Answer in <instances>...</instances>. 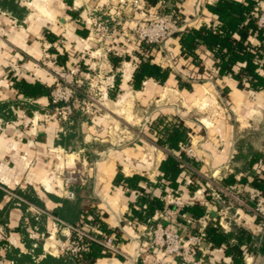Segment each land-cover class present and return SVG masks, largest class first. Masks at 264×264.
Instances as JSON below:
<instances>
[{"label":"crops","instance_id":"obj_1","mask_svg":"<svg viewBox=\"0 0 264 264\" xmlns=\"http://www.w3.org/2000/svg\"><path fill=\"white\" fill-rule=\"evenodd\" d=\"M140 1L144 11L132 8L131 0H0V264H47L48 256L70 264L56 255L55 248L72 233L50 217L63 214L66 224L76 226L86 220L81 219L84 214L89 219L97 213L113 232L108 237H114L116 251L92 264H140L154 255L162 256L152 250L149 227L154 222L167 224L161 216L169 195L195 201L199 197L195 191L207 181L232 176L234 182L247 183L248 162L253 157L264 161V89H239L232 77H219L213 55L204 46L195 50V60L181 54L182 34L218 25L208 10L217 0ZM111 6L121 8L119 31L123 34L107 43L111 51L105 64L104 59L92 57L101 49L91 42L86 20L93 10L106 19L104 14L115 13ZM155 14L171 16L180 28L147 52L151 63L170 69L171 74L162 86L149 79L140 90H134L131 81L138 52L136 46L125 48L123 38ZM247 42L262 45L256 34H250ZM111 58L120 62L113 65ZM90 62L102 65L103 75L112 82L113 88L102 97V107L104 117L117 120L113 127L99 116L90 122L75 114L70 126L47 121L49 96L29 99L14 87L15 82L25 81L51 90L52 70L75 63L84 70ZM177 62L189 74L185 80L189 90L178 87ZM243 66L238 63L234 69ZM259 73L264 77L263 69ZM157 111L163 125L174 124L175 118L185 120V126L192 128L187 146L199 157L198 162L188 159L184 163L177 194L165 186L159 172L167 149L156 143V130L143 127L150 113ZM245 118L247 128L241 124ZM130 119L133 124L127 122ZM70 171L80 174V180L68 188L73 199L64 195L63 173L66 176ZM134 176L140 180L132 187L124 179ZM162 191L163 210L149 215L151 199L160 198ZM205 200L207 197L200 201ZM199 202L174 217L178 226L172 229L184 238L205 230L207 223L203 226L202 218L193 219L187 211L190 207L202 206L210 217L216 216L211 207ZM29 205L43 213L35 214ZM85 226L98 231L94 224ZM246 228L242 231L250 240L243 264H264V234L260 239L255 236L252 223ZM237 231H228L229 244ZM204 246L205 253L195 256L197 264H232L223 248ZM162 258L165 264H188L181 256Z\"/></svg>","mask_w":264,"mask_h":264},{"label":"built area","instance_id":"obj_2","mask_svg":"<svg viewBox=\"0 0 264 264\" xmlns=\"http://www.w3.org/2000/svg\"><path fill=\"white\" fill-rule=\"evenodd\" d=\"M131 6L135 10L144 11L143 5L140 0H131ZM115 10L113 15H106V19L94 14L93 10L88 15L86 20L89 30V37L96 36V44H100L98 52L92 54L97 59H104L107 64V54L111 51L105 42L116 39L118 31L117 26L122 27L121 8L119 6H111ZM253 18L256 20V26L259 31L264 35V4L261 1L257 2L254 11L252 12ZM180 28L176 22L169 15L155 14L152 19L147 20L144 24H136L130 32L129 41L137 42L136 51L138 54L146 55V49L158 46L162 40L169 37L172 33H177ZM120 35L123 33L120 32ZM127 36V35H126ZM104 45V46H103ZM262 63L261 61L259 62ZM104 70L100 64L90 62L86 69H82L79 64L75 63L71 66L59 67L52 70V77L54 83L49 93L48 103L46 107L50 109V114L45 118L50 117L55 119L61 124H70L71 116L76 111H81L84 114H93L92 107L99 94L104 97L108 88H113L112 82H108V77L102 73ZM98 85V86H97ZM101 97V98H102ZM183 154L187 159L199 161L195 150L189 145L182 149ZM178 154V153H177ZM185 167V164L183 163ZM78 172L70 171L63 178L64 181V195L68 199L74 198V193L68 188L80 180ZM254 174L261 179V189L255 188L251 182L240 183L234 182L232 185L222 184L220 182L207 181L195 191V194L203 200L200 201L199 197L196 202L202 205L211 207L216 216L212 218L209 212L202 220L203 226L205 221L212 219L217 222L221 230L228 232L232 228L237 230H245L246 225L249 223L254 224L255 236L259 239L264 234V161L258 160L251 170ZM188 183H192L189 181ZM192 199H182L181 197L168 196L166 200L165 209L163 210L162 218L166 221V225L154 222L149 227L151 231L152 250H157L160 255L164 257L181 256L183 261L188 264H197L195 256L197 253L204 254V227L196 235L182 237L178 232L173 230L172 226H178L174 220L176 213L184 208L195 203ZM29 209L35 214H42L43 211L29 205ZM55 224L63 226L64 228L74 233L75 236L68 235L60 242L55 248L56 255L65 257H78L83 251L87 250L86 245L83 243V236L97 239L107 249V253H114L117 249L115 239L111 237H103L101 233L90 228L84 229L81 225L70 226L55 216H50ZM249 229V228H246ZM250 233V230L248 231ZM101 237L102 239H98ZM52 237L47 238V240ZM153 256V255H152ZM162 256L154 255L148 259L142 260L140 264H165Z\"/></svg>","mask_w":264,"mask_h":264},{"label":"trees","instance_id":"obj_3","mask_svg":"<svg viewBox=\"0 0 264 264\" xmlns=\"http://www.w3.org/2000/svg\"><path fill=\"white\" fill-rule=\"evenodd\" d=\"M258 0H244L238 2L236 0H217L214 5H209L208 10L218 21V25L213 27L211 24L204 25L199 29H191L186 34H182L179 38L181 54L183 56H190L194 60L197 59L195 50L198 46H204L212 53L217 75L219 77L230 76L237 83L239 89L259 91L264 89V77L260 75L259 70L264 71V35L258 30L256 20L252 16L254 5ZM165 10V8H164ZM170 14V13H169ZM250 34H256L261 46H252L247 42V37ZM149 48L146 49L148 52ZM152 57L147 54L146 57L139 54L136 55L137 66L132 73V88L140 90L143 83L149 79L155 81L158 85L162 86L171 74V70L162 68L157 64L151 63ZM113 65L120 62L118 58H111ZM262 62L261 64L259 62ZM238 63H243L244 66L237 71L234 67ZM179 89H190V86L185 82H181V76L177 75ZM189 80V79H188ZM15 89L19 94L24 95L29 99H36L41 96H49L50 90L41 86L38 83L29 84L25 81L15 82ZM74 114V113H73ZM72 117V116H71ZM177 121L174 124L171 122L164 123L160 117L156 116L151 124V129L156 130L157 138L156 143L167 149L165 158L159 166L165 186L177 194L181 189V181L179 178L184 170L183 163L189 162L184 157L182 149L188 145L191 127L185 126V120L175 118ZM72 120V119H71ZM178 153V154H177ZM257 157H253L248 162L250 167V180L255 188L261 189V179L254 174L251 170L254 169ZM127 183L134 187L140 180L138 177H131L124 179ZM234 178L227 177L222 181L224 185H232ZM240 183H243L241 180ZM139 192H142L140 188ZM160 198H152L148 207L149 215H154L157 211L160 212L164 207V194L162 191ZM65 210L68 207L64 208ZM188 213L193 219H203L206 214L205 208L199 205L190 207ZM86 217V218H85ZM59 218L66 222V215H60ZM86 219L80 222V225L86 227L87 224H94L98 229V233H103V237H108L113 234L110 229L98 219V214L94 213L87 219V215L81 218ZM90 222V223H89ZM203 241L213 248H223L225 255L231 259L232 264H243L244 257L247 254V243L250 240V235L242 230H238L234 236V242L229 244L230 234L220 229L217 222L210 219L206 223L204 230ZM72 236H75L72 233ZM98 239H102L99 237ZM83 243L86 245L87 250L83 251L79 258L65 256L63 259L70 264H92L96 259L108 255L107 249L97 239H92L88 236H83ZM62 259V258H61ZM61 259H54L48 256L47 264H61Z\"/></svg>","mask_w":264,"mask_h":264},{"label":"rangeland","instance_id":"obj_4","mask_svg":"<svg viewBox=\"0 0 264 264\" xmlns=\"http://www.w3.org/2000/svg\"><path fill=\"white\" fill-rule=\"evenodd\" d=\"M119 28H120V26H117L116 27V30L118 31V34L120 33V31H119ZM133 29V28H132ZM131 29V30H132ZM131 30H129V32L127 33V36H125L124 38H123V46H125V48L127 47H132L133 48V46H137V42H135V41H133V40H130L129 41V35H130V32H131ZM91 42L92 43H94L95 44V42L97 41V37L96 36H93V38L91 37ZM116 40V39H115ZM109 42H111V40H109V41H107V42H105V45H108L107 43H109ZM98 47H101L99 44H96ZM104 46V45H103ZM132 53H133V51H132ZM148 53H146V55H147ZM177 69L179 70H176V71H178L177 72V74L178 75H180L181 76V82H185V80H187L188 78H190L189 77V74L187 73V71H186V69H185V67H183V68H181V63H178L177 62ZM102 66V65H101ZM176 74V75H177ZM98 86V85H97ZM102 97V95L101 94H99L98 96H97V98H96V100H97V102H95L94 103V105H93V107H92V113L93 114H84L83 112H81V111H76V112H74V114L73 115H80L81 117H84V118H86L88 121H90V122H96L97 121V119H96V117L98 118V116H99V118H104V119H106V121H108V122H112V123H110V126L111 127H113L116 123H117V120H113V119H109V118H107V117H104V113H103V107H102V105H103V99L101 98ZM202 108H205V106H201ZM50 114V113H49ZM48 114V115H49ZM72 115V116H73ZM156 116H158V117H162V115H160V113H159V111H157V112H154V113H150V115L146 118L147 120L145 121V123H144V125H143V127L144 128H146V126L148 127V128H152L151 127V124H152V122H153V120L155 119V117ZM46 120L47 121H54L55 119H52V118H50V117H47L46 118ZM247 118H245L244 120H243V122H241V124H242V126H244L245 128H247ZM127 122H129V124H133V119H130V120H127ZM70 124H71V119H70ZM70 124H68L67 126H70ZM142 124V122L140 123V125ZM126 125V123L124 122V119H123V127ZM139 125V126H140ZM195 123H194V128H195ZM127 126H129V125H127ZM258 136V135H257ZM245 154L247 155L248 153L247 152H245ZM249 156H251V157H253L254 156V153L252 154V153H250L249 154ZM258 158H262L261 156H258ZM264 158V157H263ZM242 162H244V158H241L240 159V163H242ZM247 162V161H246ZM79 176H80V174L79 173H77ZM65 174L63 173V178L65 177L64 176Z\"/></svg>","mask_w":264,"mask_h":264}]
</instances>
